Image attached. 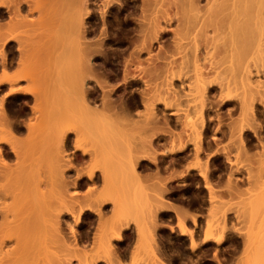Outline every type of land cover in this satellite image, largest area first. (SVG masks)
<instances>
[{"label": "bare ground", "instance_id": "6f19581e", "mask_svg": "<svg viewBox=\"0 0 264 264\" xmlns=\"http://www.w3.org/2000/svg\"><path fill=\"white\" fill-rule=\"evenodd\" d=\"M94 9L95 12L96 10L99 11L97 14L100 17L102 29L98 37L95 34L96 37L92 35L90 38L89 32L95 30L96 26L94 24V27L90 28L89 26L92 24L90 21L93 20V14L95 15ZM122 11L126 12L122 13L123 15L125 14V16H122L124 18L119 17ZM111 12L113 13L112 15L110 14ZM134 13L136 17L131 16L129 19L135 23L132 25L128 17ZM127 14L130 15L127 17ZM110 15L112 20L108 18ZM107 20L113 21L124 32L132 33H130L131 35L128 33L130 35L129 38L125 35L121 36V38L123 36L126 38H124V46L117 50L119 55H115V53V56L113 55L114 46L110 49L112 40H110L111 42L108 41L106 26L111 25L112 28L115 25L112 24L113 22L111 24L110 22L107 23ZM130 24L132 26H129ZM172 24H175V28L171 29L170 26ZM108 28L111 33L117 27L115 26L112 31L110 27ZM13 30L17 32L13 34ZM115 30L119 32V28ZM18 31H22L23 36L16 34ZM115 33L111 37L115 38L116 36L114 37V35H118L120 32L118 34ZM168 33L172 39L168 37L167 42L169 44L163 42L165 46L168 45L166 48L168 47L169 49H166L160 45L162 44L161 39ZM93 37L96 39L89 40ZM115 40L120 39L117 38ZM155 41L156 44L159 43L160 45L157 46L158 49L155 53H151ZM170 50L175 52L177 58L179 56L178 59L176 58L177 60L180 59L178 63L177 60L173 59L174 63L176 61V65H174L176 69L172 66L174 64L172 60L167 59L168 61H165V58L171 55V53L169 55ZM110 52H112L114 57ZM143 53L146 55L144 58L142 57V55L144 56ZM164 53H168V55L164 56ZM120 54H125L126 56L123 57ZM171 56V59L172 57L174 58V53ZM97 58H99V61L102 58V60H105L104 62L107 61L109 64L114 65L117 71L121 69V81L118 83L116 78L118 84H114V87L116 85L120 88L122 85L125 88V86L128 87L141 82L145 91L147 88H150L149 90L151 91V87L154 90L156 86L158 87L157 90L159 91L160 89V91L154 90L152 94L149 93V96L150 99L153 96L158 98L161 103L163 101L161 98L163 90L164 92H170L172 96L175 95V98L182 96L180 98L185 100L186 97H183V95L185 96L186 91L184 92L185 94H182L183 90L181 92L178 87L180 88L185 83L183 80L192 73V76H190L193 78L192 82L187 81L189 84H186L190 85V87L188 86L190 89L191 85L195 87L196 93L193 96L194 91L191 92L192 89H188L192 94L188 90L187 94L193 97V100L196 98L197 101L198 99V106L194 109V112L190 106L191 109H188L189 113H191L190 115L183 109L182 116L186 117L180 120L184 122V124L182 123L184 127H188L189 131L186 130L187 132H184H186L185 135L189 133L188 135L190 136L188 137L190 138L186 136L188 139L185 141L183 128L181 130L182 133L178 132L180 134L179 137L178 133H173L175 134L173 136V145L177 141L175 139H179L178 141L180 142L177 141L176 146L166 147L172 141L170 140L171 137H166L168 135L164 136L165 132L162 130L163 134L153 137V144L156 146H153V144L150 146L149 144L152 140L148 138L149 135L146 136V131L145 133L143 131L151 123L147 122V120L150 119L149 121H152V119H155L157 121L155 114L159 113L153 107L155 106L152 103L154 97L151 102L150 99V101L148 100L149 96L145 95L147 92L144 91L142 93L140 92L142 90L139 91L140 94L137 96L138 100L136 102L140 100L141 105H145L144 109L147 108L148 118L146 122L148 124L145 122L147 124L145 125L143 122L144 125H142L140 120L142 125L140 126L139 123L136 124L139 121L136 118L138 121H134L136 126H138L133 127L129 123L130 121L127 122L126 120L129 116H132L129 113L132 107L130 109L128 106L130 104L132 106L136 99L133 100V103L130 100V104L128 103L129 105L127 104L126 106L127 100L124 103V101H121L122 98L119 101L117 100L119 99L117 95V98H114V94L117 93L116 87H109V83L113 80L109 83L108 81L118 73L115 70L112 71L113 68L111 69V67L113 66L109 64L106 68L108 70H106L105 67L107 65L102 63V60L101 62L97 61ZM161 59H163L162 62ZM164 61L165 63H163ZM261 61H264V0H97V2L95 0H0V90L2 91L0 96V264H100V262L101 264H126L127 262L124 261L126 259L128 261V257L131 261L129 260L130 262L128 261L127 264L168 263L170 258L169 261H165L160 257L161 254H164L161 252H165L166 249L164 247L159 249L161 246L158 248V245L155 248L158 240L155 241L154 238L156 236H154L155 232L152 230L153 225L149 224V222L154 220L156 222L153 221L156 224L155 226L161 227L159 223H162L158 221L160 218H157L156 214L158 210L157 203L161 204L160 207L164 206V209H166L165 202H167V207H170L168 201L161 199L163 196L159 195V193L162 194L159 187L164 182L162 180L159 181L162 182L159 185L158 180L156 179V181L155 177L151 175L152 173L149 174L151 178L154 177L156 184L152 180V185L148 184L147 188L155 192V196L152 195L156 200L154 201L155 198H153V202H148L150 196L146 192L148 189H144L141 183L142 179L140 180L139 177L144 172L139 174L137 172L138 168L141 167L142 169L143 165L141 163L147 160V152L149 153L151 150L149 154H152V151L154 153V147L160 144L161 148L163 147L160 153L161 156L178 153L176 155L177 158L179 155V159L185 156L184 150L189 145H191L189 148H193L191 149L192 152L189 149L193 153V160L189 159V162L186 161L184 167L186 166L185 169L192 168L194 171L192 170L190 173L193 172V174L188 177L189 171L184 170V172H187V175L184 176L191 178L194 175L192 178L193 192L189 191L193 195L188 193L194 199L193 201L192 199L186 200L188 203L189 201L195 202L196 206L201 204L203 209L204 205L202 203L206 199L207 207H205L208 210V217L203 221L204 223L202 222L203 219H201L203 224L201 225V222H199L200 217L198 219L197 216L198 212H194L195 214L193 213L191 216V211L187 213L189 208H185V210L184 206L182 207L183 209L179 206V208H176V214L181 216L179 215L176 218L178 221V223L176 222V227L179 225V235L187 237L188 246L192 253L190 255L195 256V261L199 260H196V258H199L198 254L201 255L199 251L201 252L203 248H208V245L212 244L217 248L228 240L227 237L231 234L229 233L228 235L226 225L229 224L231 218L227 216L229 219L225 216L228 210L231 212L235 207L233 210L234 214L236 211L237 214L241 213L244 215L246 219H243L246 220V223L249 219L248 216L254 217L252 220H255V222L260 217L257 231L255 229L258 227V222L254 229L255 222L253 221L254 225H252V221L248 220L251 222V224L248 223V228H250V225L252 227L250 231L245 233L243 229L244 233L241 232L239 236L237 234L239 231L235 233V236L237 234L240 237L239 240H241L238 241V244L241 242V247L244 248L243 258L241 259L239 256L237 264H264V80H260V77H258L259 73L262 72L264 78V69L260 67L262 65ZM120 62L122 63L120 64L122 68L118 66ZM144 62L146 63L145 65H143ZM13 65L15 68L12 67ZM98 65H102L104 68H100ZM101 69H104V72ZM23 70L27 71V73ZM30 70L31 72H29ZM174 71L176 74L173 73ZM164 72H166L165 75H163ZM158 76L164 78L162 80L163 83L160 84L159 82L156 84L153 81V77L156 78ZM174 81L179 82V84H176V89ZM24 82L28 83V85L23 84ZM124 90L122 89V92ZM236 90H239L237 94H235ZM178 91H180V95ZM155 92L160 94L157 96ZM211 92L213 94L218 92L219 99L217 103L220 102L223 105L232 103L231 100L234 98L241 113V118L237 122L235 121L236 123L230 121V123H227L226 129L223 130L221 129L222 127L218 128L219 130L215 129L217 133L220 132V134L228 136L227 138L231 139V142L235 145L234 147L230 145L227 148H224V145V147L221 146L222 154L220 153V155H224L229 164L228 168H208L207 159H204V161L200 159V154H202L203 150L204 131H206L208 125L207 109L211 110L216 105V102L210 98L212 97ZM187 94L186 96H188ZM172 96L171 98H173ZM15 99L21 100L22 104L20 102L21 106L19 109L17 108L18 112H16V108L12 107L15 111L10 116L9 113L13 110L11 109L10 111V107H8V112L6 103L10 102L8 104L11 105ZM115 100L119 103H115ZM212 102L215 103L213 104L214 106ZM99 105L101 106L99 107ZM136 105L135 103L133 107ZM193 106L196 105L193 103ZM165 107L168 108V105L165 104ZM179 115H177L179 119L182 118ZM32 116L40 121L32 119ZM143 116L146 119V115ZM217 118L220 119L219 116ZM184 119L186 122L183 121ZM219 119H217L218 123L221 121ZM142 120L144 121L143 118ZM39 122L41 125H38ZM158 122L160 123L159 119ZM148 126L147 129H150L151 127L148 128ZM137 131L143 133L140 135ZM4 133L6 135L9 134V137L11 134L12 137L9 139ZM169 133L171 134V132ZM143 134L148 139L145 145L142 143ZM138 135L141 137L139 138ZM13 136L14 138L18 137L14 140ZM212 136H214L212 145H215H210L209 150L217 146L219 142L221 144L222 141L218 140L219 142L217 143L215 140L218 139V136L216 138L214 133ZM224 136L221 137L223 138ZM180 137H183L182 140ZM211 138H207L209 142ZM18 139H23V141ZM207 139L204 138L205 142H208ZM83 140L87 141V143L90 140L91 149L89 146L87 148V145L84 146L85 148L82 147L80 141L83 143ZM135 140L139 141L137 142L138 144ZM70 142L72 143V149H68ZM209 142L207 144L211 143ZM84 143L86 144V142ZM142 146H147V149L145 148L146 154L142 152L144 151ZM151 147L152 149H150ZM229 147L231 149L233 147L235 150L238 149L237 151L241 153L239 156L243 154V159L248 157V160H243L246 161L245 167H238L236 165L238 162L234 164L229 157V151H227L231 150L228 149ZM219 150L221 151V149ZM140 153L143 154L141 155ZM211 153L213 154L214 150ZM203 154L205 156L204 152ZM201 157L206 158V156ZM185 158L181 159L182 162L180 160L177 161L184 164ZM89 160L91 166L86 163ZM153 160L156 159L154 158ZM252 162L255 165L252 164V166ZM138 163L141 166L136 168ZM247 163L250 167L247 166ZM87 164L89 169L84 168ZM98 165L100 168L97 167ZM211 165L213 166V164ZM177 167H181L180 164ZM70 171H73V175L72 173L70 175ZM217 171L219 173L215 175ZM243 172L244 174H242ZM200 178L203 180V188H201L202 185L199 183L202 182ZM98 179H101L102 189L96 192L94 187H97L98 184L96 185L95 183H97ZM186 182H189V180ZM242 183L248 184L253 189L248 197L241 189ZM83 186L86 187L84 189L85 192L84 190L80 191ZM182 194L184 195V193ZM236 194L237 196L242 194L243 198L240 195L238 196L241 198L240 200L236 196L232 197ZM231 197L232 199L234 198L233 200L237 205L234 204L235 202L231 200ZM200 198H204V200H201L202 203L198 202ZM224 198L231 200V203L229 201L230 205ZM245 200L247 202L243 203ZM149 201L152 200L150 199ZM246 204L247 207H245ZM180 205L182 206L181 203ZM104 206L110 212L106 213L109 216L106 215L107 217H105V220L108 218L107 222L104 221L107 224L105 225L106 231L102 230L100 234L98 226L100 227L101 218L100 220L98 219ZM201 206L197 208H201ZM240 206H243V209H240ZM225 207L229 208L226 210ZM191 208L193 210V206ZM196 211L198 210L196 209ZM87 213L94 214L95 216L93 215V217H98L96 219L98 221L94 220L95 227L91 224L93 225L92 228H96L97 222L98 229L93 230L95 232L98 230L97 233H93V231L91 233L88 230L92 235L97 234V237L81 233L82 237L77 231L78 225L82 222V217L85 214L87 215ZM186 213L187 217L191 218V230L186 229L184 224ZM68 215L71 217L72 223L69 225L68 231H63L64 226H68L64 219ZM183 215L184 217H182ZM239 216H237V220ZM225 218L228 219V224H225V221L227 222ZM148 220L150 221L148 222ZM130 221L131 226L129 227ZM245 222L244 224H246ZM148 224L151 227V231L149 226H147ZM231 226L228 228L231 229ZM128 227L134 228L132 230L133 242L126 244L122 242L127 241V238L124 240L126 236L122 232ZM162 227L161 229H163ZM236 229L242 230V228ZM230 232L233 233L232 231ZM231 237H234V235ZM90 240L92 244L89 242L91 245H88L86 242ZM121 242L126 246H122L118 250V244ZM161 243L158 244L161 245ZM180 245L182 246V244ZM177 247L175 250H177ZM171 248L173 249V246ZM207 248L206 251H208ZM144 249H147L146 252L148 253L149 251L153 255L148 253L150 256L148 260H146L147 258L144 259L143 256V258H140V254L145 251ZM237 249L239 252L240 247ZM140 251L142 252L140 253ZM185 251L180 250V252L186 253L187 251ZM216 251H214V256L219 259L220 254L216 256ZM219 251L221 252V250ZM235 254L236 256L239 255L237 252ZM145 255L147 254L145 253ZM211 255L213 257V254ZM230 255L229 253V257ZM120 256L123 258L126 256L125 260L123 261ZM151 256L154 261L151 260ZM184 256L181 255L177 262H180V259ZM231 257L235 258L232 255ZM218 259L215 260V262L217 261L216 264H221V261L222 264L225 263L223 258L221 261ZM145 260L146 263L144 262ZM230 260L231 258L226 262L231 264Z\"/></svg>", "mask_w": 264, "mask_h": 264}, {"label": "rangeland", "instance_id": "374dc122", "mask_svg": "<svg viewBox=\"0 0 264 264\" xmlns=\"http://www.w3.org/2000/svg\"><path fill=\"white\" fill-rule=\"evenodd\" d=\"M95 2H97V0H95ZM95 9H97V8H95ZM95 9H94V12H95ZM98 12H99V11L96 10L95 15H96L97 17L93 14V16H94V17H93V20L90 21V23H92L91 25H89L90 28H91L92 26L94 27V25H96V26H95V30H93L92 32L90 31L92 34L89 32V37H90V38H91L92 35H94V36L96 37L95 34H97V37H98V36H99V33H100L101 29H102L101 20H100V17H98L99 15L97 14ZM124 12H125V11H122L121 14H119V17L124 18V17H122V16H125V14H124V15L122 14V13H124ZM125 13H126V12H125ZM110 14L112 15L113 13L111 12ZM130 14H132V13H130ZM130 14H127L126 16L128 17ZM134 14H135V13H134ZM134 14H133V15H130V16L128 17V20L131 18V16L136 17V14H135V15H134ZM111 15L108 17L109 20H112V19H110V18H112ZM120 15H121V16H120ZM98 18H99V19H98ZM97 20H99V21H97ZM133 20H134V18H133ZM94 21H95V22H94ZM134 21H135V20H134ZM108 22H110V21L107 20V23H108ZM112 22H113V21H111L110 24H111ZM129 22H131L132 25L135 24L132 20H129ZM132 22H133V23H132ZM93 24H94V25H93ZM112 24L115 25L114 22H113ZM131 24H130L129 26H132ZM107 26L111 28V25H107ZM107 26H106V28H107V32H108V33H107V35H108V36H107L108 41H109V42H111L110 40H112V42H113V41H116V42H113V44H112V42H111V47H110V49L113 48L112 46H114V51L112 50L113 55H114V53H115V55H119V53H117V52H118L117 50H118L120 47L122 48V47L124 46V44H125V42H124L125 39H124V38H126V37L129 38V36H130L132 33H131V32H128L129 34L131 33V34L129 35L128 33L124 32V31L121 29V27H118V25H115L117 28H114L115 26H112V28H111L110 30L112 31V29L114 28V31H115L116 33H115L114 31H112V32H114L115 34H118V33L120 32L118 35H114V37L116 36V37L119 38L120 40L123 39L122 41H120V40H115V39H117V38H116V37H115V38L111 37V35H113L114 33L111 32V33H112V34H111L110 31H108L109 28H108ZM96 28H97V31H96ZM118 28H119V32L115 30V29L118 30ZM170 28H171V29H172V28H175V24H172V25L170 26ZM15 30H16V29H15ZM94 31H95V32H94ZM122 31H123V33H126V34H123ZM14 32H17V31H14V30H13L12 33L14 34ZM21 32H22V31H21ZM21 32L18 31V33H16V34L23 36ZM97 32H98V33H97ZM93 33H94V34H93ZM121 33H122V34H121ZM10 34H11V31H10ZM16 34H15V35H16ZM109 34H110V35H109ZM127 34H128V35H127ZM119 35H120V37H119ZM122 35H125L126 37L123 36V37L121 38ZM95 37H93L92 39H89V40H94V39H96ZM110 37H111L112 39H111ZM168 37H171V35H170L169 33L166 34V35L164 36V38L161 39V41H162L161 43H162L163 45H164V43H165V44H167V43L169 44V42H167V41H168ZM109 38H110V39H109ZM166 38H167V40H166ZM113 39H114V40H113ZM163 39H164V41H163ZM169 39H172V37L169 38ZM127 40H129V39H127ZM127 40H126V43H127ZM169 41H170V40H169ZM122 42H123V43H122ZM163 42H164V43H163ZM115 43H116V44H115ZM117 43H118V44H117ZM120 43H121V44H120ZM119 44H120V45H119ZM162 44H161V45H160L159 43L156 44V41H155V43H153V46H152V49H153V50H151V53H155V52L157 51V49H158L157 46H158V45L162 46L163 48H166V46H168V45H166V46L164 45V46H165V47H164ZM115 46L117 47V49H116ZM118 46H119V47H118ZM160 46H159V48H160ZM169 46H171V45H169ZM167 48H168V47H167ZM167 48H166V49H167ZM170 48H171V47H170ZM168 49H169V48H168ZM115 50H116V51H115ZM112 52H110L111 55H112ZM170 53H171L172 56H173V53H174V58L170 55ZM126 54H127V53H126ZM143 54H144V56L142 55V57H143V58L146 57L145 53H143ZM166 54L168 55V53H166ZM166 54L164 53L163 55L166 56ZM113 55H112V56H113ZM115 55H114V56H115ZM121 55H123V57L126 56L125 54H120V56H121ZM169 55L172 57V59L170 58V56H167L168 58H167V57L165 58V57L163 56V58H165V61H166V62H167L168 60H172V62L174 63L173 59H174V60H177V59L179 58V56H178V58H177V55L175 54V52H171V50L169 51ZM114 56H113V57H114ZM96 57H97V56H96ZM102 58H103V57H102ZM102 58H100V59L102 60ZM176 58H177V59H176ZM103 59H104V58H103ZM167 59H168V60H167ZM101 60L99 61V58H97V61L101 62ZM162 60H163V59H161V62H162ZM179 60H180V59H179ZM179 60H177V63H178ZM104 61H105V60H102V63H104L105 65H107V66L105 67V69H106V68L108 67V64H109V63H108L107 61H106V62H104ZM121 61H122V60H121ZM165 61H164L163 63H165ZM112 62H113V61H112ZM122 62H123V61H122ZM96 63H97V62H96ZM106 63H107V64H106ZM260 63L263 65V67H262V65L260 66L261 69H264V61H261ZM120 64H122V63L120 62L118 66H119V68H122V65H120ZM145 64H146V63L144 62L143 65H145ZM102 65H103V64H102ZM102 65H98V67L101 68V67L105 66V65H103V66H102ZM109 65H110V66H113V67H111V69L113 68L112 71L115 70V72L118 73V74H115V75H114L115 77L113 76L112 79H109V81H108V83H109V82H111V81L113 80V81L111 82L112 85H111V83H109V85H108L109 87H111V88H115V87H116V92H117L118 94H117V93L114 94V98L116 99L117 96H118V98H119V99H117L118 101H119L121 98L124 99V100L121 99V101H126V100L128 101V100H135V99L138 100V97H137V96H139V94H140L139 91L142 90V91H140V92H142V93L145 91V89H143V88H144L143 84H142L141 82H139V83H137V84H136V83H135V84H132V85H130V86H128V87L124 85L125 88H123V86L121 85L122 88H121V87L119 88V87L116 86V85H117L118 83H120L119 81H121V74H122V71H121V69H120V71H117V69H116V67H115L114 65H111V64H109ZM174 65H176V61H175V63L172 65V66L175 67V69H176V66H174ZM103 68H104V67H103ZM119 68H118V70H119ZM171 68H172V67H171ZM172 69H173V68H172ZM101 70H103V72H104V69H101ZM106 70H108V69H106ZM23 71H25V70H23ZM23 71H22V72H23ZM132 71H133V70H132ZM25 72L27 73V71H25ZM29 72H31V70H30ZM115 72H114V73H115ZM133 72H134V71H133ZM190 72H192V71H190ZM165 73H166V72H164L163 75H165ZM173 73L176 74L175 71H174ZM187 73L189 74V72H187ZM163 75H159V76L161 77V76H163ZM186 75H187V74H186ZM117 76H118V77H117ZM159 76H158V77H159ZM190 76H192V73L189 74V75H187V77L185 76L186 78L183 80L185 83L182 84V86H181L182 88H181V87H180V88L178 87V89H180L181 92H182V90H183V93H182V94H185V93H184L185 91H186V94H187V90H188V89H189V90L192 89L191 92L194 91V94H193V96H194L195 93H196V89H195V87H192V85H191V89H190V88H189L190 85H187V84H189V82L191 83L192 80H193V78H191ZM158 77H156L157 79H156L155 77H153V81H154L156 84H158L159 82H160V84L163 83L162 80H164V78H160V77L158 78ZM163 77H164V76H163ZM258 77H260V80H264V78H263V73H262V72L259 73ZM113 78H114V79L117 78V79H118V83H117V79L114 80ZM146 78H148V77H146ZM187 78H188L189 80H188ZM151 79H152V78H151ZM159 80H161V81H159ZM153 81H151V82L153 83ZM187 81H189V82H187ZM26 82H27V81H26ZM28 82H29V81H28ZM152 83H151V84H152ZM186 83H187V84H186ZM23 84L28 85V83H25V82H24ZM32 84H34V83H32ZM114 84H116L115 87H114ZM160 84H159V85H160ZM174 84H175V85H174ZM174 84H173V85H174V87H175L176 84H179V82L174 81ZM26 85H25V86H26ZM139 85H140V86H139ZM152 86H154V84H152ZM188 86H189V87H188ZM27 87H28V86H27ZM29 87H30V86H29ZM31 87H32V86H31ZM34 87H36V86H34ZM32 88H33V87H32ZM118 88H119V89H118ZM129 88H130V89H129ZM131 88H132V89H131ZM151 88H152L151 91L149 90L150 88H147V89H146V91H145V92H147V93H145L146 96H149V93L152 94V91L154 92V90H157L158 87L155 86L156 89H154V90H153V87H151ZM176 88H177V86L175 87V89H176ZM4 89H5V88H4ZM30 89H31V88H30ZM33 89H34V88H33ZM122 89H123V90L125 89V90L122 92ZM131 90H132V91H131ZM134 90H135V91H134ZM148 90H149V91H148ZM161 90H163V89H161ZM189 90H188V91H189ZM157 91H158V90H157ZM159 91H160V89H159ZM159 91H158V92H159ZM238 91H239V90H236L235 94H237ZM120 92H122V93H120ZM126 92H127V93H126ZM178 92H179L178 94L180 95V91H178ZM189 92H190V91H189ZM191 92H190V94H192ZM0 93H1V94H0V96H1V95H2V91H1V90H0ZM155 93H156V92H155ZM211 93H212V94H211ZM211 93H210V94L212 95V97H210V98L212 99V101L216 102V105H215L214 108L212 107L211 110H210L209 108H208L209 110L207 109V115H208V116H207V120H208V125H207V128H206V131H204V132H205V134H209V133H210V134L213 135V133H214V134L216 135L217 132H216L215 129L219 130L218 128H220L221 126H223V127H224L225 125L227 126V123H230V121H231V122L233 121V123H236L238 120H240V118H241V113L239 112V110H240V109H239V106H238V104H237V102H236V100H235L234 98L231 100L232 103H229V104L226 103L225 105H223V103H220V102H219L220 104L217 103V100L219 99V97H218V95H217L218 92L215 93L216 95L213 94V92H211ZM232 93H233V92H232ZM125 94H126V95H125ZM153 94H154V93H153ZM158 94H160V93H156L157 96H158ZM161 94H162V97H161V98H162V100H163L162 103H161V100L159 101V99L156 98V97H154L153 95H152V96L154 97V99H153V97L151 96L152 99H153V102H152V99H150V96L148 97V100L150 99L151 102L154 103L155 106H153V107H154V109L157 110V111H156V110H155V111H156L157 113H159V114H155V115L157 116V121H156L155 119L153 120L152 118H151L152 121H149L150 119L147 120V118H148V116H147V115H148V114H147L148 111H147V108L144 109V106H145V105H144V106L136 105V106H135L136 108H135V107H132L133 110L130 108L132 111H131L130 109H128V110H130V112H129V111H128V112L131 113L132 116H129V117H128L129 120L127 119L126 121H127V122L130 121L129 123H130L133 127H137L138 125L136 126V124H138V123H139L140 126L144 125L143 122L145 123L146 120H147V122H151V123H149V124H150L149 126L147 125V124H148L147 122H146L147 124L145 123V125H147L148 128H150V127H151V128H150V129H147V126H146V128H145L144 131H143L144 133H145V131H146V133H145V134H147L146 136L149 135L148 138H149V139L151 138V140H152V142L150 141V142H151V143L149 144L150 146L154 143V138H153V137H155L156 135L161 134V133L163 134V132H165V133H164V136L168 135V136H166V137H169V138L171 137L170 140L172 141V143L169 142L170 146H176V142H177L179 139H175V141H176V140H177V141L174 142V145H173V140H174V137H173V136H174L176 133H178L179 131H180L179 133H182V131H183L184 135H185L186 132H187L186 130L189 131L188 127H184V126H183L184 122L180 121V120H182L184 117H186V116H182V114H183V113H182V110L184 109L185 112L189 113L188 109H189L190 106H191V108H192V110H193V112H194V109L198 106V102H197L198 99H197V101H196V98H195V100H193V99H194L193 97H190V96L187 94V95L189 96V97H188V96H186V94H185V96L183 95V97H186V99H185V100L187 101V102H186L184 99H183V100L181 99L182 96H180L181 98L178 97V98H180V99H178V98H175V97H174L175 95L172 96V94H170V92H164V90L162 91ZM182 94H181V95H182ZM210 94H209V95H210ZM116 95H117V96H116ZM119 95H120V97H119ZM133 95H134V96H133ZM131 96H132V97H131ZM171 96H172L173 98H171ZM129 97H130V98H129ZM159 97H160V96H159ZM195 97H196V96H195ZM161 98H160V99H161ZM0 99H1V98H0ZM19 99H20V98H19ZM19 99H15V100H14V101H15V104H14V101H13V103L11 102V103H12L11 105L8 104V103H10V102L6 103L7 110L9 109L8 107H10V109H9L10 111H11V109L13 110V108H14V109H15V108H16V109L18 108V109H19V107H20L21 104H22L21 100H19ZM146 99H147V98H146ZM174 99H175V100H174ZM18 100H19V102H18ZM150 100H149V101H150ZM177 100H179V101H177ZM118 101L115 100V103H117ZM155 101H156V102H155ZM210 101H211V100H210ZM16 102H18L19 105H18V103H16ZM20 102H21V104H20ZM180 102H181V103H180ZM118 103H119V102H118ZM168 103H169V104H168ZM178 103H179V106H180V107L178 106ZM188 103H189V104H188ZM193 103H194L196 106H193ZM13 104L16 105V106H14ZM120 104H121V103H120ZM165 104L168 105V108L165 107ZM170 104H171V105H170ZM180 104H181L182 106H181ZM213 104H215V103L212 102V105H213ZM217 104H218V105H217ZM12 105H13V106H12ZM17 105H18V106H17ZM176 105H177V106H176ZM184 105H186V106H184ZM210 105H211V104H210ZM212 105H211V106H212ZM100 106H101V105H99V107H100ZM156 106H157V107H156ZM169 106H171V107H169ZM187 106H188V107H187ZM213 106H214V105H213ZM237 106H238V107H237ZM12 107H13V108H12ZM142 107H143V108H142ZM185 107H186V108H185ZM231 107H232V108H231ZM157 108H158V109H157ZM177 108H178V110H177L178 112L176 111ZM191 108H190V109H191ZM18 109L16 110V112H18ZM134 109H135V110H134ZM140 109H141V110H140ZM161 109H162V110H161ZM9 110H8V112H9ZM126 110H127V109H126ZM144 110H145V112H144ZM173 110H174V111H173ZM184 110H183V111H184ZM186 110H187V111H186ZM192 110H191V111H192ZM14 111H15V110L11 111V112L9 113V115L11 116V114H14ZM140 111H141V112H140ZM170 111H172V112H170ZM179 111H180V112H179ZM191 111H190V112H191ZM137 112H138V113H137ZM139 112H140V113H139ZM146 112H147V113H146ZM156 112H155V113H156ZM175 112H176V113H175ZM185 112H184V113H185ZM193 112H192V113H193ZM216 112L219 113V114L217 115ZM136 113H137V114H136ZM144 113H145V114H144ZM170 113H171V114H170ZM179 113H180V115H179ZM139 114H140V115H139ZM190 114H191V113H189V115H190ZM129 115H130V114H129ZM133 115H134L135 117H134ZM141 115H142V116H141ZM143 115H146V119L144 118ZM160 115H161V116H160ZM163 115H164V116H163ZM177 115L181 116L182 118L179 119V117H178ZM209 115H210V116H209ZM136 116H137V117H136ZM218 116L220 117V119L217 118ZM163 117H165V118H163ZM166 117H167V119H166ZM173 117H174V118H173ZM177 117H178V118H177ZM215 117H216V118H215ZM31 118H32V119H35V120L37 119V118H34V116H32ZM134 118H135V119H134ZM136 118H138L139 121H138ZM140 118H141V119H140ZM142 118L144 119V121L142 120ZM209 118H210V119H209ZM158 119H159L160 123L158 122ZM165 119H166L167 121H166ZM185 119H187V118H185ZM185 119H184L183 121H185ZM217 119L221 120V121H219L220 124L217 122ZM37 120H38V119H37ZM134 120H135V121H138V122L135 124V121H134ZM140 120H141V122H142V125H141ZM177 120H178V121H177ZM209 120H210V121H209ZM30 121H31V120H30ZM30 121H29V122H30ZM38 121H40V120H38ZM153 121H154V122H153ZM155 121H156V122H155ZM235 121H236V122H235ZM41 122H42V121H41ZM127 122H126V124H128ZM161 122H162V124H161ZM179 122H180V123H179ZM185 122H186V121H185ZM221 122H222L223 124H222ZM30 123H31V122H30ZM34 123H35V122H34ZM182 123H183V124H182ZM42 124H43V122H42ZM164 124H165V125H164ZM177 124H178V125H177ZM181 124H182V125H181ZM216 124H217V125H216ZM32 125H33V124H32ZM35 125H36V123H35ZM38 125H41V123L39 122ZM186 125H187V124H186ZM218 125H219V126H218ZM36 126H37V125H36ZM36 126H35V127H36ZM43 126H44V125H43ZM128 126H129V125H128ZM216 127H217V128H216ZM130 128H131V127H130ZM138 128H140V127H138ZM141 128H142V127H141ZM183 128H184V129H183ZM36 129H37V128H36ZM131 129H132V128H131ZM182 129H183V130H182ZM221 129H222V128H221ZM139 130H142V129H139ZM150 130H151V131H150ZM160 130H161V131H160ZM162 130H164V131L162 132ZM167 130H168V132H167ZM181 130H182V131H181ZM147 131H148V133H150V134H148ZM184 131H186V132H184ZM137 132H138V131H137ZM143 132H141V133L138 132V133H140V135H141ZM166 132H167V133L171 132V134H170V133L167 134ZM206 132H207V133H206ZM173 133H175V134H173ZM179 133H178V134H179ZM7 134H8V133H7ZM145 134H143L144 137H143V140H142V143H144V145L148 142V141H147L148 139H147V137L145 136ZM151 134H152V135H151ZM188 134H189V133H187V135L183 136L184 139H185V141H186V139L190 138V137H188V136H190V135H188ZM205 134H204V135H205ZM4 135L7 136L9 139H10V137H12L11 134H10V137H9V134L6 135V134L4 133ZM140 135H138L139 138L141 137ZM134 136H135V135H134ZM151 136H152V137H151ZM179 136H180V134L178 135V137H179ZM186 136H187L188 138H186ZM17 137H18V136H17ZM17 137H16V138H17ZM23 137H24V136H23ZM23 137H22V138H23ZM145 137H146V138H145ZM172 137H173V138H172ZM176 137H177V135H176ZM183 137H180V139L182 140ZM13 138H14V136H13ZM16 138H14V140H15ZM135 138L137 139V137H135ZM152 138H153V139H152ZM11 139H12V138H11ZM145 139H146V140H145ZM184 139H183V140H184ZM18 140H22V141H23V139H18ZM86 140H88V139H86ZM138 140H139V139H138ZM135 141H136V143H137V142H139L140 140H139V141L135 140ZM146 141H147V142H146ZM231 141H232V140H231V139L229 140V138H228V140H227L226 142H224L222 145L219 146V148L216 149V150H218V151H214V154H215L216 152H219V151H220L219 149H221L220 153L222 152V148H221V146H222V147L225 146L224 148H227V147L230 146V145L234 147L235 145H233V143H232ZM84 142H86V144H85ZM89 142H90V140H89ZM89 142L87 143V141H84V140H83V143H82V141H80V143L82 144V147H84V146L87 145L86 147L88 148V146H89V148L91 149V144L89 145ZM178 142H180V141H178ZM230 142H231V143H230ZM225 143H226L227 145H226ZM71 144H72L71 142L68 144V145H69V146H68V149H72ZM81 144H80V145H81ZM83 144H84V145H83ZM137 144H138V143H137ZM177 144H178V143H177ZM142 145H143V144H142ZM154 145H155V144H153V146H154ZM223 145H224V146H223ZM153 146H152V147H153ZM155 146H156V145H155ZM190 146H191V145H189V147H190ZM142 147H144V149L142 148V149L144 150V151H142V152H143L144 154H146V153H145V150L147 149V146H146V147H145V146H142ZM152 147H151L150 149H152ZM233 147H232V149L229 147L228 149H231V150H227V151H229L228 154L230 155V156H229L230 159L234 162V164H235V162H238L239 164L236 163V165H237L238 167H240V168H242L243 166L245 167V163H246V161H243V160H246L248 157L245 156V157H247V158L243 159V158H242V157H243V154H242L241 156H239V154H241V153L237 151L238 149H237V150H235V148L233 149ZM84 148H85V147H84ZM87 148H86V149H87ZM145 148H146V149H145ZM140 149H141V148H140ZM138 150H139V148H138ZM154 150H155V152L153 153V151H152V152H151L152 154H149L151 150L149 151V153L146 151V152H147L146 155H147V157H148L150 160H149L147 157H146V158H147V160H149V161H151V162H153V163H154V162L156 163V161H157V156H158V154H160L161 152L158 150L157 147H154ZM140 152H141V150H140ZM230 152H231V153H230ZM251 152H252V151H251ZM137 153H139V152L137 151ZM143 153H142V154H143ZM253 153H254V152H253ZM255 153H256V152H255ZM140 154H141V153H140ZM142 154H141V155H142ZM153 154H155V155H153ZM175 154H176V153H175ZM221 154H222V153H221ZM137 155H138V154H137ZM139 156H140V155H139ZM215 156H216V155H215ZM215 156H210V157L207 158V164H208V167H209L211 164H214V162H212V161L210 160V158L212 159V157H213V160H214V157H215ZM250 156H252V154H250ZM254 156H255V155H254ZM170 157H172V156H170ZM188 157H189V156H188ZM154 158H155L156 160H153ZM192 158H193V157H192ZM192 158H191V161L193 160ZM232 158H233V159H232ZM239 158H240V159H239ZM241 158H242V159H241ZM250 158H251V157H250ZM252 158H253V156H252ZM254 158H255V157H254ZM254 158H253V159H254ZM200 159H201V158H200ZM253 159H252V160H253ZM241 160H242V162H241ZM247 160H248V159H247ZM254 160H256V159H254ZM87 161H88V160H87ZM188 162H189V161H188ZM240 162H241L242 164H241ZM250 162H251V161H250ZM86 163H88V164L91 166V162H90V160H89V162H86ZM190 163H191V162H190ZM210 163H211V164H210ZM215 163H216V161H215ZM88 164L85 165V166H86V167H84L85 169H89ZM138 164H139V165H138ZM138 164H136V168H138L139 166H141L140 163H138ZM141 164H142V163H141ZM171 164H172V163H171ZM171 164H170V165H171ZM188 164H189V163H188ZM240 164H241V165H240ZM252 164H253V162L251 163V165H252ZM167 165H169V163H168ZM226 165H227V163H226ZM253 165H255V164H253ZM253 165H252V166H253ZM87 166H88V167H87ZM211 166H212V165H211ZM228 166H229V164H228ZM247 166H248V163H247ZM252 166H251V167H252ZM97 167L100 168L99 165H98ZM185 167H186V166H185ZM185 167H184V169L182 168L181 171H179V175H180V177L182 176V173L187 174L188 171H189L188 173H190V172L193 170L192 168H189V169L187 168V169H188V170H187V169H185ZM248 167H250V166H248ZM140 168H141V167H140ZM190 169H191V170H190ZM184 170H186L187 172L185 171V172H186V173H185ZM193 171H194V170H193ZM181 172H182V173H181ZM71 173H72V175H73V171H70V175H71ZM192 173H193V172H192ZM192 173H191V174H192ZM215 173H216V172H215ZM217 173H219V172L217 171ZM184 174H183V175H184ZM242 174H244V172H243ZM71 177H73V176H71ZM188 177H190V175H189ZM214 177H215V176H214ZM191 179H192V177H191V178H186V179L184 178V179H181V180H183V181H186V180H187V181H188V180H189V181H193V179H192V180H191ZM181 180H180V181H181ZM100 181H101V179H98L97 183H95L96 185L98 184L97 187H96V186L94 187V188L96 189V192H99V191L102 189V184H101L102 182H100ZM178 181H179V180H178ZM99 184H100V185H99ZM192 185H193V184H192ZM192 185H190L188 188H189V190L192 189V190H190V191L193 192V188H192L193 186H192ZM98 186H99V187H98ZM85 188H86L85 186L81 187V188H80V189H81L80 191L82 192V190H84ZM95 189H94V190H95ZM241 189H243L244 194L247 195L246 197H248V195H249L250 193H252V191H253V189L250 188V187L248 186V184H246V183H245V184H244V183L241 184ZM165 190H166V192L168 191V187H167V186H166ZM240 191H241V190H240ZM240 191H239V192H240ZM243 191H242V192H243ZM84 192H85V190H84ZM82 194H83V193H82ZM149 195H150V194H148V196H149ZM151 195H152V194H151ZM153 195L155 196V193H154ZM190 195H193V193H191ZM239 195H240V194H239ZM239 195H238V196H239ZM241 195H242V194H241ZM241 195H240V196H241ZM234 196H236L237 199L239 198V197L237 196V194H236V195H233L232 197H234ZM192 197H193V196H192ZM232 197H231V200H232L233 202H235V201L233 200L234 198L232 199ZM236 197H235V198H236ZM244 197H245V196H244ZM246 197H245V199H246ZM241 198H243V196H241ZM241 198H239L238 200H240ZM150 199H151V198H150V196H149L148 202H153L152 199H151L152 201H149ZM224 199H226V202H228V205H230V204H229V201H230V203H231V200L228 199V198H224ZM227 199H228V201H227ZM235 200H236V199H235ZM247 200H248V199H247ZM247 200L243 201V203H244V202H247ZM236 201H237V200H236ZM240 202H241V201H240ZM240 202H239V203H240ZM241 203H242V202H241ZM234 204L237 205L236 202H235ZM232 205H233V204H232ZM239 205H240V204H239ZM239 205H238V206H239ZM242 205H243V204H242ZM225 206H226V205H225ZM238 206H236V207H238ZM104 207H105V208H104ZM104 207L102 208V214H101V216L99 217V219H98L97 216H96L97 218H96V217H93L94 214L91 215L90 213H87V215L85 214V216L82 217V222H81V224H79L78 227H77V231L80 233V235H81L82 237H83V235H85V234H89V236H91V237H94V235L97 237V234H94V235L91 234L92 231L95 230V229L97 228V222H96V228H94V227H95V225H94V223H95L94 220H96V219L100 220V218H101V222L99 221V222L101 223V224H100V227L98 226V228H100V229H99V230H100L99 233L101 234V231H102V230H103L104 232L106 231V227H105V225H107V224H106L105 222H107L108 218H107V220H105V219H106L105 217L108 216V214H106V213H109L110 211H107L108 209H107L106 206H104ZM229 207L231 208V206H229ZM229 207H228V208H229ZM245 207H247V204H246ZM225 208H226V210L228 209L227 207H225ZM241 208L243 209V206H240V209H241ZM232 209H233V206H232ZM234 209H235V207H234ZM234 209H233V210H234ZM238 209H239V208H238ZM244 209H245V208H244ZM233 210H232L231 212L228 210L227 213H230V214L227 215V213H226V216H225V217L229 216V217L231 218V219H230L229 217H227V218L230 219V220H229V224L232 225V226H231L232 228L229 229V228H230V225L228 224V219L225 218V220L227 219V222L225 221V224H228V225H226V226H227V229H228V235H229V233H230L231 235L228 236V237H230V238L227 237L228 240H227L222 246L217 247V248H219V250H221V252H220L219 250H217V248L214 247L213 244H212V245H208L209 247H208V248L206 247L208 251H206V248H203L201 252L199 251V253H201L202 256H201L200 254H198V255H199V258H196V260H197V259H199V260H197V261H195V256H194V255H193L194 257L191 256L192 253H191L190 247L188 246L189 243H188V241H187V237H186L185 235H179V233H180V230H179L180 228H178L179 225L176 227L177 224H176V225L174 224V220H173V217H172L171 215H169L170 217H169L168 215H165V218H164V230H163L164 232L161 231V230H158V229H157L158 227L155 226V225H156V224H155L156 222H155L154 220H153V221H154L155 223H154L153 221H152V222H149L150 220H148L149 224H150V225H153V229H152V230L155 232V233H154V236H156L154 239H155V241L158 240V241H156L157 243H156L155 248H157V245H158V248H159V246H161L159 249H161V248L163 249V247L166 249L165 252H161V253H164V254H161L160 257H162V259L165 260V261H167V260L169 261V258H170V261H169L168 263L165 262L166 264H181V263H182V264H185L186 262H187L186 264H194V263H196V264H199V263H200V264H216L217 261L215 262V260H217L218 257L215 258V256H214V251L217 250V251L220 252V253H218V252L216 251L215 255H216V256H219V254H220V258L218 259L219 261H221V259H222L223 256H225L226 254L230 253V254H231L232 256H234L236 259L233 258V257H231V255H230L229 259L231 258L232 262H231V260H230L229 262H230L231 264H237V263H238V257L240 256L239 258L242 259V258H243V255H244V248L241 247V245H242V244H240L241 242H239L240 245L238 244V241H241V240H239L240 237H238V236L241 235V232H243V229H244L245 233H246V231L249 232L250 229H251L252 227H251V225H250V226H249L250 228H248L247 225L251 224L250 221H252V223H253V221L255 222V220H252V219H254V217H252V216H248V218H249L248 220H250V221L247 220V223H246V222H245L246 220L243 219V218L246 219V217H244V215H242L241 213H239V214H241L242 216H241V215L239 216V214H237L236 211H235V214H234V211H233ZM192 211H193V212H192ZM192 211H191V216H192V214H193L194 212H195V213H196V212L199 213V211H196V210H192ZM237 211H238V210H237ZM239 211H240V210H239ZM242 211H243V210H242ZM188 212H189V211H187V213H188ZM202 212H203V213H202ZM244 212H245V211H244ZM244 212H243V213H244ZM187 213H186L185 217H184V215H183L182 217H184V224H185L186 229L191 230V224H192V222H190V219H191V218L189 219V217H187V216H188ZM189 213H190V212H189ZM195 213H194V214H195ZM200 213H201V215H202V214H204V215H203L202 217H200V219H199V217H198V219H199V222H201V219H203V220H202V222H203V221L208 217V210H207V209H206L205 211H203V210L201 211V210H200ZM236 214H237V215H236ZM244 214H245V213H244ZM106 215H107V216H106ZM179 215H180V214H178L176 218H178ZM196 215H197V214H196ZM234 215H235V217H234ZM245 215H246V214H245ZM257 215H258V214H257ZM94 216H95V215H94ZM150 216H151V215H150ZM180 216H181V215H180ZM205 216H206V217H205ZM237 216H239V217L241 218V220H240L239 217H238V220H237V219H236ZM255 216H256V215H255ZM89 217H90V218H89ZM108 217H109V216H108ZM151 217H152V216H151ZM204 217H205V218H204ZM250 217H252V218H250ZM258 217H259V216H258ZM93 218H94V219H93ZM255 218H256V217H255ZM64 219H65V221L68 223V226H66V227L64 226V228H63L64 230H63V231H66V230L68 231L69 225L72 223V219H71V217H70L69 215H68L67 217H64ZM185 219H186V220H185ZM257 219H259V220H257ZM257 219H256L255 226H254V229H255L256 225L258 224V227H256V229H255L256 231L259 229L260 217L257 218ZM83 220H84V222H83ZM98 220H96V221H98ZM243 220H244V221H243ZM104 221H105V222H104ZM99 222H98V223H99ZM103 222H104L105 224H104ZM160 222L162 223V221H160ZM176 222L178 223L177 219H176ZM202 222L200 223L201 225H203ZM244 222H245L246 224H244ZM257 222H258V223H257ZM203 223H204V222H203ZM248 223H249V224H248ZM256 223H257V224H256ZM85 224H86V225H85ZM91 224L94 225V227H93L94 229L92 228L93 225H91ZM149 224H148L147 226H149ZM235 224H236V226H235ZM80 225H81V226H80ZM132 225H133V224H132ZM159 225H161V224L159 223ZM252 225H254V223H253ZM130 226H131V221H130L129 227H130ZM246 226H247V230L245 229ZM129 227H128V228H129ZM156 227H157V228H156ZM187 227H188V228H187ZM228 227H229V228H228ZM235 227L238 228V229H239V228H242V230H240V229L237 230ZM98 228H97V229H98ZM128 228H126V229L122 232V234L126 236V237H124V240H126V238H127V241H122V242H124V243H126V244L131 243V241L133 242V232H132V230H129L130 228H129V229H128ZM149 228H150V231H151V227H150V226H149ZM154 228H155V229H154ZM192 228H193V225H192ZM233 228H234L236 231H235ZM82 229H83V230H82ZM86 229H87V230H86ZM177 229H178V230H177ZM79 230H80V231H79ZM85 230H86L87 233L85 232ZM88 230H90L91 233H90ZM127 230H128V231H127ZM156 230H157V231H156ZM229 230L232 231L234 234L231 233ZM81 231H82V232H81ZM97 231H98V230H96V232L93 231V233H94V232L97 233ZM159 231H161V232H159ZM237 231H239V232H237ZM253 231H254V230H253ZM156 232H157V233H156ZM158 232H159L160 234H159ZM165 232H166V233H165ZM177 232H178V233H177ZM236 232H237L238 236H237V234H236V236H235V233H236ZM65 233H66V232H65ZM81 233H83V235H82ZM124 233H127L128 235H127V234H124ZM239 233H240V234H239ZM243 233H244V232H243ZM243 233H242V234H243ZM66 234H67V233H66ZM152 234H153V232H152ZM156 234H157V235H156ZM162 234H163V236H161ZM169 235H170V236H169ZM233 235H234V237H231V236H233ZM127 236H128V237H127ZM158 236H159L160 238L162 237V239H160ZM176 236H177L178 238H177ZM183 236H184V237H183ZM91 237H90V239H91ZM165 237H166V238H165ZM185 237H186V239H185ZM157 238H158V239H157ZM164 238H165V239H164ZM231 238H232L233 240H232ZM236 238H237V241H236ZM182 239H183V240H182ZM230 239H231V240H230ZM234 239H235V241H234ZM179 240H181V241H179ZM134 241H135V240H134ZM176 241H177L178 243H177ZM89 242L92 244L91 240H90V241H87L86 243L89 245V244H90ZM122 242H121L120 244H118V245H119L118 250L121 249L122 246H123V247L126 246V245L124 246V243H122ZM161 242H163V243H161ZM175 242H176V243H175ZM179 242H181V243H179ZM182 242H183V243H182ZM228 242H229V243H228ZM230 242H231V243H230ZM232 242H233V243H232ZM234 242H235V243H234ZM134 243H135V242H134ZM158 243H161V245H159ZM174 243H175V245H174ZM227 243H228V244H227ZM91 244H90V245H91ZM176 244H177V245H176ZM180 244H182V246L184 245V247L182 248V246H181ZM225 244H226V245H225ZM231 244L233 245L234 249H233V247H232ZM237 244H238V245H237ZM130 245H131V244H130ZM130 245H129V246H130ZM170 245H171V246H170ZM235 245H236V246H235ZM167 246H168V247H167ZM172 246H173V249L171 248ZM177 246H178V247H177ZM230 246H231V247H230ZM176 247H177V250H175ZM179 247H180V248H179ZM185 247H186V248H185ZM210 247H212V248H210ZM229 247H230V248H229ZM235 247H237V248L240 247L239 252H238V249H237V248H236V249H237V251H236ZM86 248H89V247H86ZM90 248H91V247H90ZM168 248H169V249H168ZM188 248H189V250H188ZM213 248H214V250H213ZM220 248H222V249H220ZM178 249H179V251H178ZM210 249H211V250H210ZM230 249H232V250H230ZM144 250H145V249H144ZM169 250H170V251H169ZM174 250H175V252H174ZM180 250H181V251H183V250L185 251V250H186L188 253H187L186 251H185V252H186L187 254L184 253V252H180ZM233 250H234V251H233ZM146 251H147V249L144 251L147 255H145V253L143 252L144 255H143V253L140 254V255H141L140 258H143V257H144V259L147 258L146 260H148V258L150 257V256L148 255L149 251H148V253H147ZM166 251H167V252H166ZM176 251H177V252H176ZM212 251H213V252H212ZM231 251H232V252H231ZM235 251L237 252V254H239L238 256H236V254H235L236 252H235ZM141 252H142V251H140V253H141ZM168 252H169V253H168ZM179 252H180V253H179ZM233 252H234V253H233ZM181 253H183V254H181ZM190 253H191V255H190ZM232 253L235 254V255H233ZM120 254H121V253H120ZM138 254H139V253H138ZM138 254H137V255H138ZM149 254H151V252H150ZM165 254H166V255H165ZM177 254H178V255L180 254V256L178 257ZM185 254H186L187 256H190V257L187 258V256H186ZM211 254H213V257L215 258L214 261H213L214 258L212 257ZM140 255H139V256H140ZM151 255H152V254H151ZM163 255H165V256H169V257H167L168 259H167L165 256H163ZM171 255H172V256H171ZM176 255H177V256H176ZM181 255H182V256L185 255L186 257L184 256V257H182V259H180L181 261L183 260L182 262H181V261H180V262H177V261H179V258H181ZM142 256H143V257H142ZM147 256H148V257H147ZM152 256H153V255H152ZM152 256H151L152 259L150 258L151 260H153V257H152ZM170 256H171V257H170ZM120 257H122V256H120ZM164 257H165V259H164ZM172 257H173V258H172ZM176 257H177V260H176ZM202 257H203V258H202ZM124 258H126V256H124ZM124 258L122 257L121 259L124 261V260H125ZM138 258H139V257H138ZM171 258H172V259H171ZM183 258H184V259H183ZM190 258H191V259H190ZM212 258H213V259H212ZM150 259H149V261H150ZM129 260L131 261V259L128 257V261H129ZM142 260H143V259H142ZM146 260L144 261L145 263H146ZM184 260H185V262H184ZM190 260L192 261V263H191ZM193 260H194L195 262H194ZM234 260H237V261H234ZM128 261H127V259H126L124 262H127V263H128ZM130 261H129V262H130ZM153 261H154V260H153ZM233 261H234V262H233ZM124 262H123V263H124ZM172 262H174V263H172ZM176 262H177V263H176ZM183 262H184V263H183ZM223 262H225V263H223V264H229V263H227L226 261H223ZM235 262H236V263H235ZM240 262H241V261H240ZM127 263H126V264H127ZM147 263H148V262H147ZM147 263H146V264H147ZM100 264H101V262H100ZM102 264H103V263H102ZM148 264H151V262L148 263ZM154 264H155V263H154ZM217 264H218V263H217ZM221 264H222V261H221ZM239 264H240V263H239Z\"/></svg>", "mask_w": 264, "mask_h": 264}, {"label": "flooded vegetation", "instance_id": "af4514ba", "mask_svg": "<svg viewBox=\"0 0 264 264\" xmlns=\"http://www.w3.org/2000/svg\"><path fill=\"white\" fill-rule=\"evenodd\" d=\"M136 101H137V100H135V102H134L133 100L131 101L132 103L134 102V103L132 104V106H131V104H130V100L126 101L127 103L124 101V103H126V104H125L126 106H127V104L129 103L130 105L128 104V105H129L128 107H130V108L133 107L135 103H136L137 105L140 104V106H143V105H141L142 103L140 102V100L138 101L139 104H138V102H136ZM177 125H178V124H177ZM221 127H222L223 130L226 129V125H225L224 127H223V126H221ZM218 134L221 135V136H224V135L220 134V132L216 133V138H217V136H218V139L215 140V141H217V143L219 142L218 140H220V141L222 140V141H221V144H220V142H219V144H218L217 146H215V147H212V146L215 145V144L212 145V142L214 141V138H213L214 136H212V134H210V133L204 135L203 140H202V142H203V144H202V145H203L202 149H203V150H202L201 153L203 154V152H204L206 158H202L201 156H203V157H205V156H204V154H203V155L200 154V158L203 159L202 161H204V159H207L208 157L212 156L214 153L212 154L211 152H213V150L216 151V150H215L216 147L218 148L220 145H222L224 142H226V141L228 140V138H227L228 136L225 135L226 137L224 136V137L222 138V137L219 136ZM206 136H207V137H206ZM211 137H212V138H211ZM204 138H205V139H207V138H211V139H213V140L210 139V142H211V143H210V142L208 141L209 139H207V141L210 143V144H207L208 142H205ZM219 138H220V139H219ZM161 141H162V140H161ZM217 143H216V144H217ZM159 144H160V143H159ZM160 145H161V144H160ZM210 145H212V146H211L212 148H210L212 151L209 150ZM158 146H159V145H158ZM190 147H191V146H190ZM192 147H193V146H192ZM189 149L191 150V149H193V148H189V147L186 148V149L184 150V155H185V156H184V157H181V159H182V158L184 159V158L186 157V158H185V161L183 160V161H184V162H183L184 164L180 163L181 159H179V158H180L179 155H178V158H177V155H173V157H169V156H157V161H156V163H153V162H151V161H149V160H146V161H147V162H146V161L144 160V162H142V165H143L142 168H147V167H148V168H176V167L179 166V164H180L181 167H177V168H176V170H180L182 167L184 168V165L186 164V161L188 162L189 159L191 160V158L193 157V153H191L192 150H191V152H190ZM187 150H188V151H187ZM206 150H207V151H206ZM186 151H187V152H186ZM193 151H194V150H193ZM208 151H209V152H208ZM188 152H189V153H188ZM186 153H187V155H186ZM190 153H191V155H189ZM209 153L212 154V155H210ZM176 154H178V153H176ZM206 154H207V155H206ZM158 155H161V154H158ZM188 155H189L190 158L188 157ZM208 155H209V156H208ZM215 155H216V156H215ZM175 156H176V158H175ZM191 156H192V157H191ZM207 156H208V157H207ZM214 156L216 157V158H214V160H215L217 163H215L214 160L211 159V161H213L214 164H213V166L210 165L209 167H211V168H218V167H219V168H225V167L228 168V163H227V161H226L224 155L222 156V155H220V152H216V153L214 154ZM161 157H162L163 159H162ZM221 157H222V159H221ZM159 158H160V160H159ZM167 158H169V159H170V158H171V159L174 158L176 161H175L174 159H172V161H170L171 159H170V160H169V159L167 160ZM164 159H166V160H164ZM186 159H188V160H186ZM161 160H162L163 162H162ZM177 160H180V161H177ZM223 160H224V161H223ZM169 161H170V162H169ZM173 161H174V162H173ZM218 161H219V162H218ZM177 162H179V163H177ZM181 162H182V161H181ZM220 162H221V163H220ZM222 162H223V163H222ZM146 163H147V165H146ZM168 163H169V165H167ZM171 163H172V165H170ZM176 163H177V166H176ZM226 163H227V165H226ZM158 164H160V165H158ZM216 164H218V165H217V166H214V165H216ZM222 164H223L224 166H223ZM151 165H152V166H151ZM155 165H156V167H155ZM161 165H162V166H161ZM221 165H222L223 167H222ZM209 167H208V168H209ZM192 174H193V173H192ZM192 174L190 173V174H188V175H187V174H184V175L189 176V175H192ZM216 174H218V173L216 172L215 175H216ZM184 175H183V177L181 176V177H179V178L176 179V188H175V189H170V188H168V191H167V192L172 193V194H176V204H177V202H178V204H179V205L177 204V206H180L181 208L184 206V209H185V208H186V209H187V208L190 209V207L193 206V210H194V209H195V210L197 209L198 211H200V210L202 209L201 204H198V206H196L197 204H196L195 202H192L194 198H192V197L189 196V194H188V193L191 194V192H189L190 190L188 189V187L190 186V184L192 185L193 183H192V181H191V182L189 181V182H190V183H189V182H186L187 180H186V181L181 180V179L184 178V177L187 178V176H184ZM193 176H194V175H193ZM193 176H191V177L193 178ZM178 179L181 180V181H178ZM200 179H201V178H200ZM201 180H202V179H201ZM201 180H200V181H201ZM187 183H189V184H187ZM199 183L202 185V187H201V185H200V187L203 188V180H202V182H199ZM183 188H184V189H183ZM181 190H182V191H181ZM186 191H187V192H186ZM167 192H166V193H167ZM182 193H184V195H183ZM185 193H186V194H185ZM182 195H183V196H182ZM185 195H186V196H185ZM179 196H180V197H179ZM181 196H182V197H181ZM184 196H185V197H184ZM187 196H189V197H187ZM188 198H189V199H188ZM204 198H206V197L204 196ZM204 198H200V200H199L198 202H201V203H202L201 200H204ZM186 199H187V200L192 199V201H189V203L191 202V204L193 203V205L189 204L188 201H187ZM180 200H182V201H184V202L182 203ZM185 201H186V202H185ZM203 202H204V201H203ZM180 203L182 204V206L180 205ZM185 203H187V204L185 205ZM194 204H195V205H194ZM202 204L204 205L202 210L206 209V207H207V205H206V204H207L206 199H205V202L202 203ZM190 205H191V206H190ZM185 206H188V207H185ZM200 206H201V208H197V207H200ZM205 206H206V207H205ZM195 207H196V208H195ZM182 209H183V208H182ZM186 209H185V210H186ZM189 209H187V211H192V208H191L190 210H189ZM199 214H200V215H199ZM176 216H177V214H176ZM197 216H198V217H202V215H201L200 212L198 213ZM172 217H173V216H172ZM227 257H228V258H227ZM222 258H223V261H228V260H229V253L226 255V257L223 256Z\"/></svg>", "mask_w": 264, "mask_h": 264}, {"label": "crops", "instance_id": "0c3cea01", "mask_svg": "<svg viewBox=\"0 0 264 264\" xmlns=\"http://www.w3.org/2000/svg\"><path fill=\"white\" fill-rule=\"evenodd\" d=\"M13 68H15V66L13 65L12 66ZM12 68V69H13ZM14 70V69H13ZM0 71H1V69H0ZM160 146V145H159ZM167 146H169L170 147V144L168 145H166V147ZM165 147V146H164ZM157 148H158V146H157ZM158 150H160V152L163 150V147L161 148V146L158 148ZM173 154H175V153H173ZM173 154H169V156L170 155H172L173 156ZM176 155V154H175ZM158 156H161V155H158ZM162 156H168L167 154L166 155H162ZM146 169V170H145ZM171 171H170V170ZM155 170V171H154ZM158 170V171H157ZM169 170V171H168ZM181 170V169H180ZM180 170H176V168H138V170H137V172H138V174L139 173H142V172H144V173H142V176H140L139 175V177H140V180H141V183H142V185H143V187H144V189L146 190V189H148L147 188V186H148V184H150V185H152V183L151 182H153V181H155L156 179L158 180V183H159V185L162 183V182H159V181H163L164 182V184L162 183L161 185H160V187L159 188H161V193L162 194H160L159 193V195H162L163 197H161V199H163V200H166V201H168V203L170 204V207H171V209H170V207L168 208L167 207V202H165L166 203V209H164L165 207L164 206H162V207H160V205L161 204H158L157 203V206H158V210H157V212H156V214H157V218L159 217L160 218V220H158V221H162V224L160 225L161 227L162 226H164L163 225V221H164V218H165V215L167 214H169V215H171V216H173V220H174V224L176 225V208H179V206H177V205H175L176 204V194H172V193H169V192H167L166 193V191H165V187H166V185H167V187L168 188H170V189H175L176 188V179L177 178H179L180 177V175H179V171ZM146 173H148V175H146ZM150 173H152L151 175H153L154 177V179L153 178H151V175L149 176V174ZM145 174V175H144ZM173 174V175H172ZM169 175V176H168ZM148 176V177H147ZM142 177V178H141ZM146 178H148V179H146ZM153 180V181H152ZM156 180V181H157ZM156 181L154 182L155 184H156ZM149 185V186H150ZM159 185H157V186H159ZM152 187V186H151ZM156 187V186H155ZM154 187V188H155ZM150 189V188H149ZM146 190V192L148 193V194H150V197H151V199L153 200V198H155V197H153V195H151V194H154L155 192L154 191H152V189H150V190ZM155 189H158V188H155ZM152 192V193H151ZM165 192V193H164ZM163 193H164V195H163ZM156 200V198L154 199V201ZM160 200V199H159ZM162 201V200H161ZM156 202H158V201H156ZM163 202V201H162ZM169 204H168V206H169ZM174 208V209H173ZM181 208V207H180ZM161 209V210H160ZM164 209V210H163ZM175 210V211H174ZM169 211V212H168ZM174 211V212H173ZM185 211V210H184ZM160 212V213H159ZM175 214V215H174ZM159 215V216H158ZM161 219H163V220H161ZM133 227V226H132ZM130 228L131 230H134V228ZM159 227V226H158ZM161 227H159L158 228V230H164V227H162L163 229H161Z\"/></svg>", "mask_w": 264, "mask_h": 264}]
</instances>
